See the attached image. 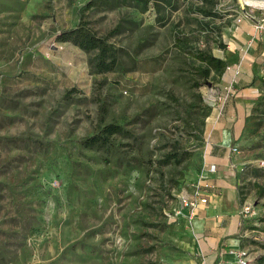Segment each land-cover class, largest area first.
<instances>
[{
    "label": "rangeland",
    "instance_id": "obj_1",
    "mask_svg": "<svg viewBox=\"0 0 264 264\" xmlns=\"http://www.w3.org/2000/svg\"><path fill=\"white\" fill-rule=\"evenodd\" d=\"M244 1L0 0V264H185L179 197L227 100L198 55L238 66L241 25L264 26V6ZM81 21L100 36L117 27L116 72L96 73L93 55L57 41ZM258 85L237 146L252 256L264 254ZM110 123L124 132L86 148Z\"/></svg>",
    "mask_w": 264,
    "mask_h": 264
},
{
    "label": "crops",
    "instance_id": "obj_2",
    "mask_svg": "<svg viewBox=\"0 0 264 264\" xmlns=\"http://www.w3.org/2000/svg\"><path fill=\"white\" fill-rule=\"evenodd\" d=\"M239 30L238 41L246 47H235L233 51L238 66L228 64L220 82L227 100L214 111L205 136L204 162L216 165V172L205 173L207 178L200 183L207 203L199 206L191 222L186 211L179 217L189 223L188 234L180 242L185 264H238L233 251L242 247L252 252L247 243L251 231L242 215L248 204H242L239 193L243 167L237 158L240 152L233 153L232 148L238 149L246 118L261 94L258 83L264 64V37L261 33L256 37V29L245 34L244 25ZM193 190L194 186H189L186 192L191 195Z\"/></svg>",
    "mask_w": 264,
    "mask_h": 264
},
{
    "label": "trees",
    "instance_id": "obj_3",
    "mask_svg": "<svg viewBox=\"0 0 264 264\" xmlns=\"http://www.w3.org/2000/svg\"><path fill=\"white\" fill-rule=\"evenodd\" d=\"M206 2V0H204ZM117 27L109 32L107 35H98L85 21H81L74 29L61 32L57 36V41L61 43H70L85 53L93 55L90 64L96 73H110L116 72L119 65V52L120 48H117L112 42L111 38L116 33ZM198 60L201 66L203 65V78H209L213 73V76H218L221 80L223 74L228 68L226 61L217 58L213 55L200 54ZM262 86L264 82L261 80ZM264 88V87H263ZM264 91V89H262ZM123 128L116 124H106L103 128L92 137H89L84 145L86 148H102L110 146L112 139L116 135L123 133ZM243 185L241 186V188ZM257 194L264 197V184L257 186ZM241 201L245 200L243 193L240 192ZM253 264H264V254L255 258Z\"/></svg>",
    "mask_w": 264,
    "mask_h": 264
},
{
    "label": "built area",
    "instance_id": "obj_4",
    "mask_svg": "<svg viewBox=\"0 0 264 264\" xmlns=\"http://www.w3.org/2000/svg\"><path fill=\"white\" fill-rule=\"evenodd\" d=\"M256 29L264 30V26L262 25L257 26ZM232 152L237 154L239 153V150L233 147ZM259 167L264 168V161L260 163ZM215 172H216L215 164H207L206 162H203L200 176L198 178L199 180L196 181V184L194 185L193 194L188 195L187 192L185 191L182 192V195L179 197V210L176 212V215L182 216L184 211H186L188 220L191 222L194 219L196 212L199 209V206L207 203V198L203 197L202 194L203 186L200 183L201 181L205 180V178H207L205 177V173H215ZM204 187H208V186L206 185ZM250 214H251V207L249 205H245L242 209L243 217L247 219ZM233 254L236 257L238 264H253L255 260L254 256H252L250 251L246 248L240 247L239 249L233 251Z\"/></svg>",
    "mask_w": 264,
    "mask_h": 264
},
{
    "label": "bare ground",
    "instance_id": "obj_5",
    "mask_svg": "<svg viewBox=\"0 0 264 264\" xmlns=\"http://www.w3.org/2000/svg\"><path fill=\"white\" fill-rule=\"evenodd\" d=\"M243 2V1H242ZM244 2H246V4H244V6L245 5H247V6H264V2H257V1H255V0H246V1H244ZM245 8V7H244Z\"/></svg>",
    "mask_w": 264,
    "mask_h": 264
},
{
    "label": "water",
    "instance_id": "obj_6",
    "mask_svg": "<svg viewBox=\"0 0 264 264\" xmlns=\"http://www.w3.org/2000/svg\"><path fill=\"white\" fill-rule=\"evenodd\" d=\"M259 1H262V2H264V0H259Z\"/></svg>",
    "mask_w": 264,
    "mask_h": 264
}]
</instances>
